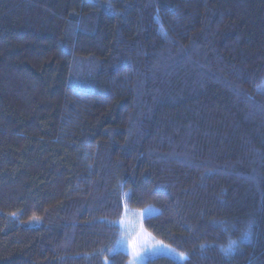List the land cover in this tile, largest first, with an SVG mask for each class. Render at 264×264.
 <instances>
[{
	"label": "trees",
	"instance_id": "trees-1",
	"mask_svg": "<svg viewBox=\"0 0 264 264\" xmlns=\"http://www.w3.org/2000/svg\"><path fill=\"white\" fill-rule=\"evenodd\" d=\"M136 212L264 264V0H0V264H131Z\"/></svg>",
	"mask_w": 264,
	"mask_h": 264
},
{
	"label": "rangeland",
	"instance_id": "rangeland-1",
	"mask_svg": "<svg viewBox=\"0 0 264 264\" xmlns=\"http://www.w3.org/2000/svg\"><path fill=\"white\" fill-rule=\"evenodd\" d=\"M127 214V213H126ZM141 213L127 214L120 221L124 249L131 255V264H145L148 259L159 255H166L178 261L185 258L183 253L178 252L170 245L156 239L151 234L139 227Z\"/></svg>",
	"mask_w": 264,
	"mask_h": 264
},
{
	"label": "snow or ice",
	"instance_id": "snow-or-ice-1",
	"mask_svg": "<svg viewBox=\"0 0 264 264\" xmlns=\"http://www.w3.org/2000/svg\"><path fill=\"white\" fill-rule=\"evenodd\" d=\"M250 234H251V222H249L246 225L243 231V235L246 239L250 236ZM201 247H203V245H201ZM237 247H238V240L229 238L227 244L220 245V250L224 253L225 256H230L236 251ZM181 255L183 256L184 254Z\"/></svg>",
	"mask_w": 264,
	"mask_h": 264
},
{
	"label": "clouds",
	"instance_id": "clouds-1",
	"mask_svg": "<svg viewBox=\"0 0 264 264\" xmlns=\"http://www.w3.org/2000/svg\"><path fill=\"white\" fill-rule=\"evenodd\" d=\"M235 239V238H234ZM235 240H237V239H235Z\"/></svg>",
	"mask_w": 264,
	"mask_h": 264
}]
</instances>
